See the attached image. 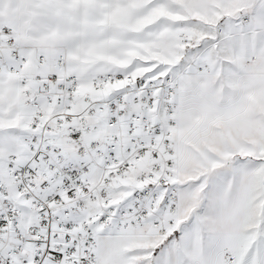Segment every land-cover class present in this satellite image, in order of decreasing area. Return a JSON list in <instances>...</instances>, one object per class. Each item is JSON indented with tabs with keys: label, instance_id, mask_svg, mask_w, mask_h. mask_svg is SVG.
Returning a JSON list of instances; mask_svg holds the SVG:
<instances>
[{
	"label": "snow or ice",
	"instance_id": "1",
	"mask_svg": "<svg viewBox=\"0 0 264 264\" xmlns=\"http://www.w3.org/2000/svg\"><path fill=\"white\" fill-rule=\"evenodd\" d=\"M0 264H264V0H0Z\"/></svg>",
	"mask_w": 264,
	"mask_h": 264
}]
</instances>
